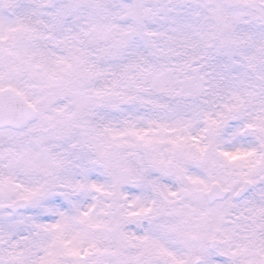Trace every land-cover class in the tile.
<instances>
[{
    "label": "snow or ice",
    "instance_id": "snow-or-ice-1",
    "mask_svg": "<svg viewBox=\"0 0 264 264\" xmlns=\"http://www.w3.org/2000/svg\"><path fill=\"white\" fill-rule=\"evenodd\" d=\"M0 264H264V0H0Z\"/></svg>",
    "mask_w": 264,
    "mask_h": 264
}]
</instances>
